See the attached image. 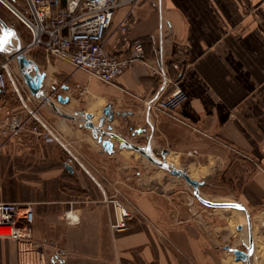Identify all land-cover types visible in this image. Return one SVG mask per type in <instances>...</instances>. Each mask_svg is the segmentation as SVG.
<instances>
[{
  "label": "crops",
  "instance_id": "1",
  "mask_svg": "<svg viewBox=\"0 0 264 264\" xmlns=\"http://www.w3.org/2000/svg\"><path fill=\"white\" fill-rule=\"evenodd\" d=\"M141 40L148 63L161 62V52L172 78L177 76L172 63H181L178 79L187 101L175 112H147L160 79L143 62L104 83L66 60L45 57L37 47L30 52L45 84L69 98V113H63L84 107L96 123L110 104L115 113L110 124L120 138L142 146L138 137H148L155 155L167 151L169 164L203 182L206 199L239 202L249 213L200 210L182 178L172 177L184 185L168 189L149 186L139 158L146 159L139 153L121 149L117 141L119 152L106 154L81 120L52 109L57 117L49 122L39 111L84 167L75 162L69 172V154L34 135L24 110L21 137L10 143L23 145L26 154L30 139L59 152L41 150L37 185L26 177L0 183L1 190L9 186L10 194L18 195L12 202L35 208L31 240L0 239V264H264V0H144L118 9L106 32V51L124 56ZM20 163L23 175L29 164ZM103 193L120 194L135 213L127 232H109ZM69 210L83 214L85 235L65 219ZM250 240L248 260L236 261L232 249L243 251Z\"/></svg>",
  "mask_w": 264,
  "mask_h": 264
},
{
  "label": "built area",
  "instance_id": "2",
  "mask_svg": "<svg viewBox=\"0 0 264 264\" xmlns=\"http://www.w3.org/2000/svg\"><path fill=\"white\" fill-rule=\"evenodd\" d=\"M143 1L0 0V3L29 31L31 37L27 49L37 47L43 51L45 57L66 60L104 83L114 82L135 62L149 65L152 74L159 77L160 85L146 104L147 112L152 110L175 112L187 101V95L178 79L182 68L180 62L172 63L171 67L177 73V76L172 78L161 52L159 54L161 62L155 66L148 63L145 47L141 41L133 43L124 56L110 55L104 46L106 32L112 25L116 11L124 6L135 7ZM152 4L157 5L155 1ZM14 55L6 53V50H0V95L8 90L12 91L33 121L31 132L44 143H55L64 148L69 154L65 163L67 166H72L76 162L84 169L61 136L40 116L36 108L38 101L36 96L23 91L11 68V63L15 60ZM5 127L4 134L18 137L23 130L24 121L15 118L6 122ZM103 195V202L109 208L107 221L109 232L113 235L127 232L129 223L135 219V213L126 205L120 194L106 196L103 193ZM64 216L69 224L78 226L85 235L83 214L69 210ZM34 221L33 204L0 202V239L31 240V227ZM23 232L27 233L24 237ZM32 245L33 249H39V246Z\"/></svg>",
  "mask_w": 264,
  "mask_h": 264
},
{
  "label": "rangeland",
  "instance_id": "3",
  "mask_svg": "<svg viewBox=\"0 0 264 264\" xmlns=\"http://www.w3.org/2000/svg\"><path fill=\"white\" fill-rule=\"evenodd\" d=\"M0 18L10 27L13 28V30L15 31V36L11 38V40L8 42L7 47H6V53H10L15 54L14 52V48H18L21 47L22 48V44L23 47L22 49L26 50L27 56L28 58L32 61V52H30V49H26L25 46H27L30 43V34L29 31L24 27V25L17 21V19L0 3ZM3 37V33H2V28L0 27V38ZM27 44V45H25ZM15 56V55H14ZM14 61L11 63V68L13 69L17 80L19 81L20 85L23 87V91L25 93L30 92V90L28 89L26 82L23 78V73H22V69H21V65L19 63L18 57L15 56L14 57ZM35 64V63H34ZM36 65V64H35ZM40 71L41 69L38 68ZM42 72V71H41ZM45 88H47L50 94H46L44 93V95L40 94L39 96H36L37 101V105L36 108H38V110L40 111V113L43 115V113L48 114L47 118L49 120V122L53 120V117H57L55 114H51V111H53L52 109H55V111L58 112H65L68 111L67 110V104L66 103H61L58 99L57 95H51L52 91L56 90L58 92H62V90L56 87H52V85H47L45 84ZM31 93V92H30ZM48 93V91H47ZM43 107V108H42ZM42 108V109H41ZM81 108V109H80ZM79 109H77V111H75L77 113V117H79V119L83 122V124L88 121L87 117H86V110L84 109V107H80ZM24 109L22 108L19 99L17 98V96L10 90H8L6 93H4V95H0V183H13V182H20L22 180L23 177L27 178V183L30 181L32 182L33 185H37L38 182V170L39 167L42 166V164L38 161V157H41V155L39 153L42 154L44 150V153H46V155H48V153L54 154L57 153L59 151H55L52 148H46L45 147H38L37 141L31 140L30 137L27 139H30L29 141H32V143L30 144L29 147V152L28 154H26L23 148V145L21 144H16L13 145L12 143H10V141L12 140V137H10L8 134H4L3 132L5 131V124L8 121H11L12 119L15 118H21V120L25 121V119L28 118V116L26 115V113H24ZM66 113H69L66 112ZM72 114V113H71ZM59 116V115H58ZM96 123H94L95 126H98L99 120L97 119L95 121ZM109 127L113 128L112 124L106 122L104 127L102 128V131L105 132H109L110 130ZM89 132L91 133V131L89 130ZM20 136V135H19ZM24 136V135H23ZM21 137V136H20ZM145 136H140L138 137L137 142H139V144H141L143 147H148L150 150V144H149V138L145 137ZM121 140L126 141L123 138H120ZM111 141V143L114 145V143H117L115 145V148L111 149L110 151L105 150L104 146H103V142L105 141ZM94 143L101 149V151H103L106 154H115L119 152V145L117 141V138H108L105 137L103 139H93ZM148 142V143H146ZM49 150V151H48ZM124 153H132L131 151H126V150H122ZM153 153V152H152ZM157 156V158L161 159V153L160 152H155ZM27 156V157H26ZM29 157V158H28ZM28 159V162H25ZM37 159V161H36ZM140 162L142 164V172L144 174V178L143 181H145L149 186H153L157 189H168L173 187V185L178 184V185H184V184H179L178 181L175 178H172L174 176H171L168 171H165L161 168H158L157 166H155L154 164L148 162L147 160H143L141 158ZM23 162V165H26L27 163L29 164V169L28 172L25 173L21 172V163ZM53 166V163H47V166ZM58 166L60 165V163L57 164ZM176 166H179V162L177 161ZM27 171V169H26ZM139 172V171H138ZM140 173V172H139ZM16 175V178H14L13 176ZM7 184V185H8ZM10 185V184H9ZM6 187V186H5ZM188 187V186H187ZM191 189V199L194 202L195 205L198 206V208L201 209H207L208 212L209 210L211 211V208L206 207L205 205H203L199 200H197L193 194V190ZM10 187L8 186L6 188V190H1L0 189V202H12L11 196H14V198H16L18 195L16 194H10ZM203 197H205L203 195ZM213 199L212 197H209L208 200ZM230 199V198H228ZM218 203H224L222 201H216ZM226 210H223L222 212H224Z\"/></svg>",
  "mask_w": 264,
  "mask_h": 264
},
{
  "label": "water",
  "instance_id": "4",
  "mask_svg": "<svg viewBox=\"0 0 264 264\" xmlns=\"http://www.w3.org/2000/svg\"><path fill=\"white\" fill-rule=\"evenodd\" d=\"M0 27L2 28V33H3V39H0V50H6V44L9 42L8 38H11L12 36L15 35V31L13 30L12 27H9L1 18H0ZM15 52V56L18 57L19 63L21 65L22 73H23V78L26 82V85L28 89L30 90L31 94L34 96H39L40 94L44 95L50 94L47 88H45V74L41 72L38 67L34 64L33 61H31L25 54V50L22 49L21 47L14 48L13 49ZM48 91V93H47ZM51 95H57L58 99L61 103H66L69 104V98L64 97L58 91L54 90L52 91ZM59 115L65 116L67 118L72 119L73 121L77 122L80 121L79 117H77V113L74 112L72 115L58 112L56 111ZM87 120L82 126L87 128L88 130L91 131V134L93 135L94 138L96 139H103L105 137L108 138H117L118 140L121 141L120 143V148H128V149H133L137 153H139L142 157H144L148 162L154 164L158 168H161L165 171H168V173L171 176L182 178L193 190V194L197 200H199L203 205H205L208 208L211 209H223V210H229L233 209L235 211H242L245 213H249L247 208L239 203H214L205 197H203L200 187L203 184V182H199L195 179H192L188 173L185 170H181L176 168L174 165L169 164L166 160V154L167 151H162L161 152V159L157 158L154 153L148 148V147H142L140 145H136L134 143H130L129 141H124L120 139V136L118 133L114 131L113 128L109 127L108 130L109 132L102 131V128L104 127L105 123H112L115 118V113L112 111V106L109 104L107 105L104 110L102 116L99 118V123L98 126H95L93 123V118L94 116L92 114H86ZM103 146L105 150L110 151L113 148V144L111 141H105L103 142ZM66 169L71 172L73 169L70 166H65ZM238 205L239 207H235ZM253 240H250L248 245L245 247V250H239L238 247L233 248V253L235 256L236 261H241V262H246L248 260L249 253L251 252L253 248Z\"/></svg>",
  "mask_w": 264,
  "mask_h": 264
},
{
  "label": "bare ground",
  "instance_id": "5",
  "mask_svg": "<svg viewBox=\"0 0 264 264\" xmlns=\"http://www.w3.org/2000/svg\"><path fill=\"white\" fill-rule=\"evenodd\" d=\"M168 159L171 160V161H175V159L173 158V155H169ZM210 201H212L214 203H218V202H216L215 200H213L211 198H210ZM233 212H235V213H243L242 211H233Z\"/></svg>",
  "mask_w": 264,
  "mask_h": 264
},
{
  "label": "trees",
  "instance_id": "6",
  "mask_svg": "<svg viewBox=\"0 0 264 264\" xmlns=\"http://www.w3.org/2000/svg\"><path fill=\"white\" fill-rule=\"evenodd\" d=\"M16 1H18V2H21L22 0H16ZM141 42L145 45V40H141Z\"/></svg>",
  "mask_w": 264,
  "mask_h": 264
},
{
  "label": "snow or ice",
  "instance_id": "7",
  "mask_svg": "<svg viewBox=\"0 0 264 264\" xmlns=\"http://www.w3.org/2000/svg\"><path fill=\"white\" fill-rule=\"evenodd\" d=\"M235 207H239L238 205H236Z\"/></svg>",
  "mask_w": 264,
  "mask_h": 264
}]
</instances>
